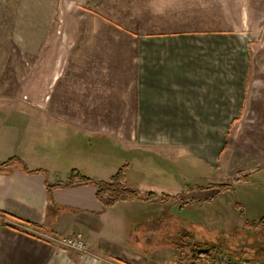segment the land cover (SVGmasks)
I'll list each match as a JSON object with an SVG mask.
<instances>
[{
    "label": "crops",
    "instance_id": "crops-1",
    "mask_svg": "<svg viewBox=\"0 0 264 264\" xmlns=\"http://www.w3.org/2000/svg\"><path fill=\"white\" fill-rule=\"evenodd\" d=\"M220 36L216 34L217 39ZM151 39L140 37L131 48L134 61L129 68L133 74L131 79L127 74L121 76L128 80L126 83L118 80L114 87L112 65L58 66V71L52 68L47 76L51 85L49 95L42 97L39 117L28 112H11L6 117L20 122L18 128H24L21 122L41 120L43 138L55 145H41V151L22 145L15 156L29 170L41 169L47 176L25 174L19 168L11 175H0V210L44 225L55 237L0 228V264H178L179 257L185 259L170 242L160 241L164 210L156 200L121 201L103 208L95 198L94 186L55 188L49 197L46 191V183H64L71 169L103 181L127 164L126 184L138 191L163 193L186 207L193 193L208 194L201 187L190 189L204 185L182 186L186 178L183 173L178 180V165L183 160L186 168L219 166L218 157L226 147V121L237 117L227 116L226 104L232 99L226 98L224 75L220 79L219 67L214 74L208 66L207 37L202 33L155 38L161 43V52ZM54 83L59 85L56 93ZM244 87L239 82L231 86L242 98ZM259 120L263 121L257 123L254 137L258 143L252 146V153L261 162L244 163L243 167L253 170L252 180L256 178L258 186L264 187V178L259 177L264 169V156L259 157L264 151V119ZM13 128L4 147L7 150L27 141L23 132ZM164 132H168L166 139ZM164 158L170 162L169 169L160 166ZM218 183L227 184L214 179L207 184ZM237 185L249 183L234 181L233 193ZM49 199L57 209L53 216L47 210ZM169 217L165 225L171 226L175 221ZM77 233L86 244L83 251L64 248L57 242Z\"/></svg>",
    "mask_w": 264,
    "mask_h": 264
},
{
    "label": "rangeland",
    "instance_id": "rangeland-1",
    "mask_svg": "<svg viewBox=\"0 0 264 264\" xmlns=\"http://www.w3.org/2000/svg\"><path fill=\"white\" fill-rule=\"evenodd\" d=\"M187 33L206 35L208 66L214 74L219 67L220 79L224 75L226 98L232 99L226 104L227 116L237 117L226 121V147L218 157V167L186 168L179 161L178 180L183 173L186 178L182 186L204 185L190 189L208 190L206 194L214 191V196L197 191L186 207L181 201L160 198L163 193H153L164 210L160 241L170 242L186 259L196 248L209 249L205 255L210 258L264 264V187L258 186L256 178L252 180L253 170L243 167L244 163L261 162L252 146L258 143L254 137L257 123L264 119V0H0V140L6 138L0 143V158L18 155L24 143L36 151H41V145H55L43 138L41 120L21 122L24 128H18L20 122L6 119L13 112L40 116L42 97L49 95L51 80L47 76L52 68L112 65L116 87L118 80L124 84L131 79V48L140 37L151 36V42L158 43L155 38ZM216 34L221 36L217 39ZM126 74L128 78L121 79ZM232 82L245 85L243 98L231 88ZM53 86L56 93L59 85ZM13 127L27 141L7 150L4 147ZM164 134L166 139L168 132ZM263 156L264 151L259 157ZM161 162L160 166L169 169V161L164 158ZM16 168H7L0 175H11ZM233 177L249 185H237L235 193L217 196L215 189L207 187L214 179L227 183L218 185L233 188ZM259 177L264 178V169ZM169 215L175 221L171 226L165 225ZM74 235L57 242L72 249L64 240Z\"/></svg>",
    "mask_w": 264,
    "mask_h": 264
},
{
    "label": "trees",
    "instance_id": "trees-1",
    "mask_svg": "<svg viewBox=\"0 0 264 264\" xmlns=\"http://www.w3.org/2000/svg\"><path fill=\"white\" fill-rule=\"evenodd\" d=\"M11 167H17L25 174L43 173L44 176H47V173L44 170H41V169L29 170L26 164L20 158L15 157V156L9 157L8 159L4 161H0V173H2L5 169L11 168ZM126 168H127V164H124L110 178H108L107 180H103V181L86 177L82 175L78 170L71 169L67 177V180L64 183L59 182L54 185H48L46 183L47 197L50 196L51 191L55 188H67L75 184H79V185L94 186L96 188L95 198L103 208H110L114 206L116 203L121 202V201L137 200V201L146 202V201L157 200L156 196H154L152 192L142 193L136 189H133L127 186L126 180H125ZM235 180L239 181L241 179L238 177ZM207 187L209 189L211 188L215 189L216 195L224 193L226 191H233L232 186H227V185L209 184ZM168 197L169 196L163 195L160 198L166 199ZM235 206L237 207V209L241 208L240 205H235ZM53 207H54V204L49 199L47 210H48L49 215H52V216L55 215V211L57 210V209H54ZM241 215L244 216L242 210H241ZM3 218H5L6 220H4ZM7 220L12 221V222H8ZM261 221L262 223H264L263 222L264 218ZM0 227L10 228V229L22 232V233L30 234L32 236H34V234L28 232L27 230H30L35 233L40 232L44 234L53 235L52 231L44 225L23 221L3 211H0ZM193 251L194 253L192 257L199 256V254H197L196 248H194ZM207 254H209V252ZM181 261H182L181 257H179L178 263H180Z\"/></svg>",
    "mask_w": 264,
    "mask_h": 264
},
{
    "label": "built area",
    "instance_id": "built-area-1",
    "mask_svg": "<svg viewBox=\"0 0 264 264\" xmlns=\"http://www.w3.org/2000/svg\"><path fill=\"white\" fill-rule=\"evenodd\" d=\"M214 191L208 193V197L214 196ZM64 245L66 247L72 248L77 251H83L86 248V244L83 240V237L80 233L74 235V237H68L67 240H64ZM178 264H258L249 261H232L227 259H218L210 258L204 254H201L197 257H191L190 259H182Z\"/></svg>",
    "mask_w": 264,
    "mask_h": 264
},
{
    "label": "water",
    "instance_id": "water-1",
    "mask_svg": "<svg viewBox=\"0 0 264 264\" xmlns=\"http://www.w3.org/2000/svg\"><path fill=\"white\" fill-rule=\"evenodd\" d=\"M209 252V249H199L197 250V254L201 255V254H207Z\"/></svg>",
    "mask_w": 264,
    "mask_h": 264
}]
</instances>
